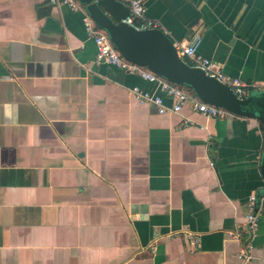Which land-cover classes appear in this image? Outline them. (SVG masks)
Here are the masks:
<instances>
[{"label": "crops", "instance_id": "obj_1", "mask_svg": "<svg viewBox=\"0 0 264 264\" xmlns=\"http://www.w3.org/2000/svg\"><path fill=\"white\" fill-rule=\"evenodd\" d=\"M142 3L255 117L160 114L132 91L155 84L94 63L81 4L0 0V264H264V0Z\"/></svg>", "mask_w": 264, "mask_h": 264}, {"label": "water", "instance_id": "obj_2", "mask_svg": "<svg viewBox=\"0 0 264 264\" xmlns=\"http://www.w3.org/2000/svg\"><path fill=\"white\" fill-rule=\"evenodd\" d=\"M97 28L104 31L116 51L128 62L146 68L171 84L185 86L203 103L235 115L255 117L259 101L238 99L231 89L177 57L172 41L160 29L137 31L124 24L128 7L119 0H77ZM256 110V111H255ZM264 123V117L260 116ZM264 174V158L262 162Z\"/></svg>", "mask_w": 264, "mask_h": 264}, {"label": "built area", "instance_id": "obj_3", "mask_svg": "<svg viewBox=\"0 0 264 264\" xmlns=\"http://www.w3.org/2000/svg\"><path fill=\"white\" fill-rule=\"evenodd\" d=\"M119 1L124 3L129 11L128 16L122 20L124 24L137 31L159 29L156 23L145 18L142 0ZM50 3L56 6L65 5L74 12L82 10L81 5L77 0H50ZM81 22L87 37L91 39L95 46V64H108L114 66L128 74H136L143 80L157 86V90L161 96L159 94L141 92L137 88H134L132 91L139 101L147 102L156 106L158 113L163 114L167 111L179 113L187 104H190L193 111L207 118H223L229 114V112L222 108L203 103L196 96L191 95L177 85L169 83L146 68L125 60L113 47L107 34L98 29L89 15L85 12L82 14ZM174 48L179 59L191 67L202 70L208 77L215 78L222 84L228 86L238 99H242L246 95V85L238 79H229L225 77L216 64L196 54L195 46L174 45ZM187 61H189V64ZM162 96L172 100L170 108H167L164 105ZM246 208V230L251 239L255 236V229L260 217V211L257 207L255 195L252 194L248 197ZM191 244H194V241H191ZM251 248L250 241L247 240L244 248L240 251L238 258L241 260H248L250 258Z\"/></svg>", "mask_w": 264, "mask_h": 264}, {"label": "trees", "instance_id": "obj_4", "mask_svg": "<svg viewBox=\"0 0 264 264\" xmlns=\"http://www.w3.org/2000/svg\"><path fill=\"white\" fill-rule=\"evenodd\" d=\"M189 64V62H187ZM179 88L183 89V90H188V91H191L188 87H185V86H178Z\"/></svg>", "mask_w": 264, "mask_h": 264}]
</instances>
